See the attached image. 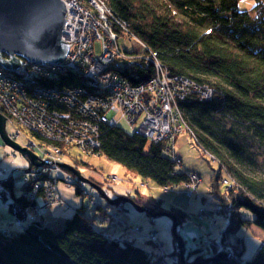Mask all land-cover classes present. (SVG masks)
<instances>
[{"label":"trees","instance_id":"16d2710c","mask_svg":"<svg viewBox=\"0 0 264 264\" xmlns=\"http://www.w3.org/2000/svg\"><path fill=\"white\" fill-rule=\"evenodd\" d=\"M84 1L89 6V0ZM101 1L117 16L111 22L120 34L141 38L148 47L144 51H152L171 73L191 76L218 92L198 120L188 123L198 146L212 154L221 167L214 170L210 185L216 200L214 212L224 221L220 239H209L203 248H190L182 261L177 246L168 254L164 247L154 252L122 234L108 237L105 222L100 227L97 220H110L111 210L119 213L123 209L100 197L93 206L82 204L66 219L63 229L32 221L26 230L0 233V264H192L221 249L231 252V257L204 264H264V235L259 237L262 240L253 258H243V238L231 241L240 229L252 224L264 230V161L260 160L264 157V0H256V14L240 9L241 0ZM127 51L136 53L135 49ZM152 73L151 67H138L129 76L140 81ZM76 77L75 85L81 82ZM100 142L101 154L162 188L189 181L188 170L177 169L162 150V143L149 144L142 135L106 124L101 125ZM72 158L76 164H87ZM222 178L227 182L222 184ZM3 182L12 189L13 207L28 204L24 194L15 193L11 182ZM106 184L102 186L112 197L126 195L151 209L162 208L160 199L111 194ZM80 189L76 184L78 193ZM199 213L204 219L206 209ZM16 214L21 221L24 215ZM178 216L185 217V213ZM212 216L213 212L209 217L214 221Z\"/></svg>","mask_w":264,"mask_h":264},{"label":"bare ground","instance_id":"6f19581e","mask_svg":"<svg viewBox=\"0 0 264 264\" xmlns=\"http://www.w3.org/2000/svg\"><path fill=\"white\" fill-rule=\"evenodd\" d=\"M81 1L84 2V0ZM88 5L90 7L86 6V9L88 11H85V17L89 20V22L90 21L94 22L92 26H90L91 24H89V22L87 21L83 26L84 21L82 15L79 13V10L72 9L70 5L65 4L66 11H65V22L63 29L65 28L66 21L68 20V18H70L74 22V24L69 26L66 32L70 35V40H72L74 45H72L73 47H71V45L66 42L67 44H69V48L65 58L62 61H57V62L47 61L43 63V61H35L32 59L28 60V58L21 56L20 59L22 60V64L16 68L9 69L0 64V67L2 66L1 69L7 72V77L9 78L10 75L11 78L15 81V82H9L8 84L6 83L5 85L3 83H0V115H2L6 120L5 122L6 124H4V126L2 123L0 125V135L3 141V145L8 146L13 150L11 151V154H9L13 158L11 159L9 156V159L13 163L14 162L16 163L15 157H17L18 154L22 156L18 160L25 158L20 150L13 147L9 143L14 142L21 147H27L17 142V138L21 136L27 137V135L31 133L33 136L39 139L38 141L41 142L38 144L33 137V140H30L29 143L36 148L39 147L38 148L39 150L47 151L52 156V159L55 164V170L59 171L60 169H64L66 171L67 174L63 176V180L67 176L73 175L77 183L80 184L75 174L72 173V171H70L69 169L64 168L61 164L62 163L68 164L76 167L77 169H79L80 165L84 164V163L76 164L75 162H73L72 156H76V155L72 154L70 151L66 152V149L71 147H75L85 154L102 155L100 152V147H101L100 136H99L100 144L92 152L84 151L81 148L77 147L75 144H72V130L77 129L81 123H88L91 119H93L95 115V108L97 106H103L104 113L108 119L107 123H102V124H106V126L111 128L121 127L124 130L128 131L129 133H136L142 135L147 139V142L149 144L162 143L163 144L162 150L164 151L165 154H167L171 158V155L175 153L182 159V156L176 153V146L173 144V140L160 138L157 135V133L151 130L152 123L157 120L159 122L177 123L178 126L182 129V131L187 130L192 135L193 129L188 122L190 120L191 121L194 120V122H196L198 120L199 113L213 103L214 101L213 98L218 95V92L215 90V91L205 92L204 94L200 95V91H198L197 87L194 85L198 81L192 78L191 76L181 74L184 75L182 76L184 80V85L179 90L182 98L180 97L176 98L168 107L162 106L149 110L146 109V111L144 109L141 110L139 105L134 101L133 92L124 90L125 87L124 81L135 84L142 82L153 76L155 74V67L153 66L152 62L149 61V58H151L152 56H155L156 58L158 57L154 55L152 51H147V52L144 51L146 48H148L147 45L141 38H139L134 34L129 35L128 37L133 40L134 46L131 50L135 49L136 53H134V51H131L133 54L128 52L127 50L130 49L122 47L119 44V38L120 35L122 34H120L113 27V25L111 27L105 28L104 26L97 25L95 23L96 17L99 18L98 13H101L102 15H105L106 20L112 24L111 21L115 19L117 16L114 14L110 5H107L104 2H102L101 5L98 6L93 5V3H90ZM80 26L82 27L79 28ZM85 37H87L89 40H93L94 44L97 42L101 43L100 53H96V48H95L96 46L92 48L93 57L103 56L105 53H108L105 54V56L110 59V61L108 62V66L105 67L109 68V72H110L109 78L110 81H112L111 84L112 88H108V90L106 91L102 90L101 92H99V94L98 91H91L87 89L84 83H80V85L78 86L79 88L78 90H72V86H74L76 83L77 75L75 73H71L69 67L72 64L67 62L68 61L67 57L70 54L73 55L74 53H76L75 56H77L79 53H81L87 48V44H85V41L83 40V38ZM121 53H124V56L118 57V55ZM138 67H145V68L151 67L153 69V73L150 77L144 78L143 80L132 81L129 74L132 69ZM176 75L178 74L171 73L170 70L165 68V71L161 75V78L167 82L168 86L174 87V84L169 81V78L175 77ZM149 91L155 94L158 93V89L156 87L149 89ZM112 93L114 95L109 99L108 97ZM135 93L139 95L140 97L139 102L142 105H144V101L142 100V97H144L149 100V102L147 103V106L149 108L155 106L154 104L152 105L153 98L146 91L137 88L135 90ZM190 97H193L198 100L197 101L187 100V98L189 99ZM32 99H34L35 102H37L38 99H43L45 100V105L41 107H30V108H21L19 106V104H21L22 102ZM73 106H76V108H78L79 110L78 114H74V111L72 110ZM59 114L63 119L60 118ZM134 114H139L143 116L144 120H140L141 116H139V119H137V116ZM123 119H126L127 122L130 124L129 129H125L120 124L121 120ZM8 123H10L12 127H14V132L8 130L7 127ZM64 136L66 137L69 143L63 141ZM195 141L197 142L196 139ZM166 145H170V146H166ZM0 147L2 146L0 145ZM202 151L205 154L209 155V157L212 160H215L212 154L206 152V150H202ZM64 154H66L68 161L64 160ZM79 159L84 162L83 159L81 158ZM27 162H28L27 165H23L26 166L25 167L26 171L24 172L25 176L22 179L24 184L21 186V189L23 188V190L20 191L22 194H24L25 198L28 201V204L24 207H18V206L13 207V205H11L12 200H14V198L11 199L12 189L7 187L3 181H9L8 182L9 184L11 182L12 188L13 187L16 188L15 184L17 182L15 181L14 178L15 176L13 175V172L8 173V170L1 166L2 164L1 162H0V197H2L5 200L7 207H9L14 213H16L17 211L20 214L24 215L22 219L23 221L24 219L27 218L26 223L23 225L22 220L20 221L19 218L17 217L18 221L20 222V225H23L22 230H26L27 228H29L28 226H30L29 224L32 221H41L45 225L50 227H53V225L59 227L60 224H62L59 229H63L66 219L72 217V215L77 211V209L82 204H80V206L77 207L72 206L71 208H74V212L71 215L69 214V216L65 217L61 223L47 220L49 218V214L51 211L50 204L54 203V201L48 200L45 197L43 187H39L38 190L34 193V190L29 186L28 180L29 178L31 179L33 176V179L37 183L38 178L40 179L50 178L45 181V184L49 188H53L56 183V181L53 179L59 180L62 178L60 176L52 175L51 174L52 170L44 168L43 165L35 166L31 164L30 161L27 160ZM217 164L219 166L218 162ZM220 168L221 167L219 166L218 169ZM52 169H54V167ZM134 172L137 174L135 170ZM191 172H196V171H191ZM198 174L201 177V174L200 173ZM85 177L90 178L92 181H94L100 186H102V183H112L123 180L121 177L118 176V174H112L106 179L104 178L103 181H100L90 176H85ZM140 179H141L140 182L141 186H139L140 183H137L138 191L141 187H146L148 185L147 181L149 180L142 177ZM201 181H202V177H201ZM80 185L82 188V190L80 189L81 191L80 193L85 194L90 198L88 205L89 206L95 205L98 199L95 196L96 194L95 192L99 193V191L90 185H88L89 188H86L82 184ZM165 186L166 187H164L163 190L166 193L174 192L176 194H181L187 192L190 196L193 195H196L198 197L200 196L198 190H196L193 193H189L188 192L189 187L186 186V182L180 185L167 184ZM15 193L21 194V193H17L16 189H15ZM138 193L141 198H145L143 195L140 194V192ZM136 201L141 205H145L137 199ZM161 202L163 203L162 200ZM30 205L33 207H30ZM129 207L132 206L130 205ZM71 208L69 206L68 210H71ZM134 209L137 210L136 208ZM150 209L151 208L147 207V210L144 212L149 214L152 218L156 220L158 216L156 217L152 216L150 213ZM151 210L162 212V215L159 216L164 215L172 218L170 216L171 214L176 215L165 208L151 209ZM29 211L31 213L30 217L27 216ZM111 213H114V211L111 210ZM180 220L181 222H183L182 219ZM122 224L127 228L131 226L126 219L122 220V222H119L118 225L121 226ZM53 229L55 228L53 227ZM138 230H141L140 226H136L135 233H139ZM11 232L12 231L9 230L8 228L6 229L0 228V233L9 235L11 234ZM239 232L237 234H239ZM115 233L116 232L111 234L109 230L105 235L111 237V235H115ZM241 238H243V236H241ZM132 239H135V237ZM148 240L157 244L156 241L159 239L150 238ZM157 245L161 246L162 242L159 241V244ZM170 251H171L170 249L166 250V253L169 254ZM170 257L173 258V255L170 254ZM171 262L176 263L178 261H171ZM165 263L168 264V261H165Z\"/></svg>","mask_w":264,"mask_h":264},{"label":"rangeland","instance_id":"374dc122","mask_svg":"<svg viewBox=\"0 0 264 264\" xmlns=\"http://www.w3.org/2000/svg\"><path fill=\"white\" fill-rule=\"evenodd\" d=\"M98 1L102 3L101 0ZM84 4L87 5L85 1ZM255 6L256 0H241L239 5L240 9L251 11L252 14H256V11L254 10ZM64 31L65 29L62 30V39L66 40V34ZM119 44L122 47L130 50L134 46L133 40L126 34L120 35ZM95 46L96 53H100L101 43L97 42L95 43ZM143 99L147 103L149 102L148 99L144 97ZM142 119L143 116H141L140 120ZM120 124L125 129L130 128V124L126 119L121 120ZM7 127L9 131L14 132V127H12L10 123L7 124ZM33 137L38 144L41 142L38 141L39 139L33 136L31 133H29L27 137L21 136L17 138V142L23 144L24 146H29V142L30 140H33ZM175 139L176 153L182 156V166L188 171H196L197 173L201 174L202 181L199 183L198 187V191L200 193L199 197L196 195L190 196L187 192L181 194H176L174 192L166 193L163 190L164 187L162 188L152 180H148V185L146 187H141L138 191L137 183L141 182V177L138 176L134 172V170L125 167L123 164L114 161L103 154H85L75 147L67 148L66 152L70 151L72 154H75L79 158L88 162V164H82L79 166V169L85 176H90L103 181L104 178L106 179L112 174H118V176L123 180L106 184V186L110 187L111 194L126 193L135 195L137 196V198H141L138 193L140 192V194L143 195L145 199L148 197H153L155 198V200L161 199L164 203L161 204V209H172L177 212L175 213L177 216L181 213L184 215L185 213V217L178 216L180 219L183 218V222L179 226L178 232L185 239L188 252L192 247L198 246L203 248L204 243H206L211 238L212 240L220 239L224 221L218 218V215H216L217 213L214 212L216 200H214V197L211 194L210 187L212 181L211 176L214 172V169L218 170L219 166L217 164V161L212 160L209 155L205 154L201 150L189 131L184 130L180 132L175 136ZM0 145L2 146L0 147V162L2 163L1 166L6 168L8 170V173L13 172L15 181L17 182L15 184L16 192L21 193V186L24 184L22 179L24 178V172L26 171V166L23 165H27L28 162L25 158L18 160L20 157H22L18 154L17 157H15L16 163H13L9 159V156L11 159L13 158L11 155H9L13 150L8 146L3 145L1 135ZM38 148L39 147H31V149L39 155V159L43 162L42 165H44V163L47 164L46 160L42 158L41 155H46V153L48 152L45 150L40 151ZM64 160L68 161L66 154H64ZM260 160L264 161V157H262ZM51 170L52 175L60 176L62 178L57 182L61 197L60 201L50 204L51 211L47 220L61 223L65 217L69 216V214L71 215L74 212V208H71L72 206L77 207L80 206V204L88 206L90 198L85 194L78 193L76 191V185L70 186L66 183L65 180H63V176L67 174L64 169H60L59 171H57L54 168ZM224 172H222V176L225 177L226 172ZM28 182L30 188H32L35 193L38 189H36L37 183L33 179V176L31 179L29 178ZM223 182L226 183L227 181L222 178L221 183L224 184ZM84 186L86 188H89L88 184H85ZM139 186H141V183ZM95 193V196L97 198H103L98 192ZM11 199H13L12 196ZM69 206L71 210H68ZM30 207L33 206L30 205ZM203 207L206 209V213L204 219H201L199 217H202L203 215L200 216L199 210ZM129 208L130 211L128 212H124V210H121L119 213L114 212L111 213V215L110 211L108 213V217L110 220H106L102 217L101 219L97 220L96 224L102 227L101 223L105 222L104 226L106 229H109L112 232H116V235L122 234L129 238L135 237V240L138 243L154 249V252H160L159 249H161L162 247H164L166 250L175 248L176 241L173 232L172 218L163 215L158 216L155 220L149 214L135 210L133 206ZM211 212H213L215 214V217L218 219H215V217L212 216V219L215 221H211L209 217V214H211ZM30 215L31 213L29 211L27 216L30 217ZM124 219H126L127 222L131 225L129 228H127L123 224L121 226L118 225L119 222H122V220ZM26 221L27 218L24 219V221L22 220L23 225L26 223ZM109 221H112L114 225H112ZM23 225H20L16 213H14L9 207H7L5 200L0 197V228H8L11 231H19V229L22 228ZM61 225L62 224H60L59 227L53 225V227L55 229H59ZM136 226H140L141 230H138L139 233H135ZM151 232H157V235L159 234V241L162 242L160 238L163 240L161 246L146 239V235H150ZM261 235H264V230L261 227L252 224L249 227L242 228L239 234L234 236L231 241L234 242L239 237L243 236L245 247L242 251V256L243 258H253L254 254L259 248L260 241L262 240V238H259ZM225 250L227 251V249ZM229 253L230 252H228V258L231 257Z\"/></svg>","mask_w":264,"mask_h":264},{"label":"built area","instance_id":"2783aa9c","mask_svg":"<svg viewBox=\"0 0 264 264\" xmlns=\"http://www.w3.org/2000/svg\"><path fill=\"white\" fill-rule=\"evenodd\" d=\"M65 4H68L72 7V9H78L79 13L82 15L83 18V26L89 20L85 17V11H88L86 9V6L84 2L81 0H63ZM93 3V5H101V3L98 0H89L88 4ZM90 7V6H89ZM74 13V12H73ZM72 13V14H73ZM99 14V18L96 17L95 23L97 25H102L105 28L111 27L112 24L106 20V16L102 15L101 13ZM94 22L90 21L89 24L92 26ZM74 22L68 18L65 24V34H66V42L71 45H74L72 40H70V35L66 32L67 28L71 25H73ZM80 26L79 28H81ZM86 32V31H84ZM85 41V44H87V48L79 53L77 56L76 53L73 55L70 54L67 58L70 65V71L71 73H75L78 78H80L81 82H78V84L72 86V90H78V86L80 83H84L86 88L91 90V91H98L101 92L102 90L106 91L108 88H112L111 84L112 81H110L109 75V68L105 67L108 66V62L110 61L109 58L105 56V53L103 56H96L93 57V52L92 48L95 46L93 40H89L87 37L83 38ZM91 53V54H90ZM75 56V57H74ZM119 56H124V53H121L118 55ZM113 58V57H112ZM149 61L152 62L153 66L155 67V74L151 76L150 78L140 82V83H128L124 81V90L125 91H131L133 92L134 96V101L139 105L140 109H153L157 107H168L176 98L180 97L182 98L179 90L180 88L184 85V80L183 77L184 75L178 74L175 77L169 78V81L174 84V87H170L167 85V82L161 78V75L165 71V66L159 61L158 58L155 56H152L149 58ZM2 66L0 67V83H3L4 85L9 82H15L11 76L9 75V78L7 77V72L1 69ZM78 81V79H77ZM197 87V90L200 91V95L204 94L205 92L209 91H215V89L206 83H200L196 82L194 84ZM157 88L158 93H153L150 92L149 89L152 88ZM114 88V87H113ZM137 88H140L144 91H146L152 98H153V104L155 105L152 108H149L147 106V102L143 99L144 105H142L139 102V95L135 93V90ZM114 94L112 93L108 98L110 99ZM158 104V105H156ZM45 105V100L43 99H38L37 102L32 100H26L19 104L21 108H30V107H41ZM72 107V105H71ZM72 110L74 111V114H78L79 110L76 108V106H73ZM158 114V113H157ZM137 116V119H139V114H134ZM60 116V114H59ZM61 119H63L60 116ZM144 120V119H142ZM108 119L104 113L103 106H97L95 108V115L94 118L91 119L88 123H81L80 126L72 130V144H75L77 147L81 148L84 151L87 152H92L97 146H99V136H100V129H101V124L102 123H107ZM176 126V127H175ZM151 130L155 133L160 138H165L169 140H173V144L175 145V136L178 135L180 132H182V129L178 126L177 123H169V122H159L158 120L152 123V128ZM63 141L66 143H69L66 139V137H63ZM170 146V145H166ZM165 146V147H166ZM29 147H34L31 144ZM42 151V150H40ZM44 159L46 160L47 164L44 163V168L46 169H52L53 167L55 168L54 161L52 159V156L49 153H46ZM172 160L176 164L177 169L179 170H186L182 166V159L175 153L171 155ZM189 173V181L186 183V186L189 187L188 192L193 193L196 190H198L199 183L201 182V177L197 172H191L188 171ZM50 178H45V179H40L38 178L37 181V186L36 189L39 187L44 188V195L48 200H52L54 202L60 201V193L58 189L57 179H53L56 181L55 186L53 188H49L46 184L45 181ZM67 184L70 186L78 184L75 177L72 175L67 176L65 179ZM148 239H157L158 235L157 232H151L150 235L147 236ZM157 244H159V240L156 241ZM231 255V252L229 253Z\"/></svg>","mask_w":264,"mask_h":264},{"label":"water","instance_id":"95a60500","mask_svg":"<svg viewBox=\"0 0 264 264\" xmlns=\"http://www.w3.org/2000/svg\"><path fill=\"white\" fill-rule=\"evenodd\" d=\"M66 6L63 0H0V64L6 68H16L22 64L21 56L35 61H62L68 51L69 44L62 39V30L65 22ZM5 118L0 115V125L5 123ZM24 155L25 159L35 166L43 162L39 155L29 146L21 147L16 143H9ZM75 174L80 184H88L99 191L100 195L109 203L122 207L125 212L127 207L133 206L138 211L147 210L134 198L126 195L112 197L103 187L85 177L79 169L68 164H61ZM152 216L162 215L160 211L150 209ZM173 218V232L178 253L182 261H186L185 239L178 232L181 220L177 215ZM228 259V251L221 249L217 254L202 258L192 264H204L213 260Z\"/></svg>","mask_w":264,"mask_h":264}]
</instances>
